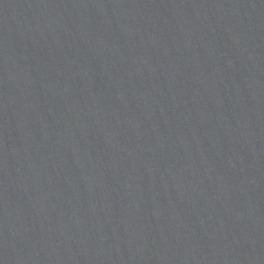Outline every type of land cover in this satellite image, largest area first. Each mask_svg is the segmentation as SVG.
I'll return each mask as SVG.
<instances>
[{
  "label": "water",
  "instance_id": "1",
  "mask_svg": "<svg viewBox=\"0 0 264 264\" xmlns=\"http://www.w3.org/2000/svg\"><path fill=\"white\" fill-rule=\"evenodd\" d=\"M0 264H264V0H0Z\"/></svg>",
  "mask_w": 264,
  "mask_h": 264
}]
</instances>
